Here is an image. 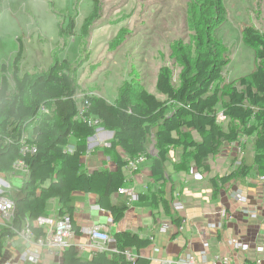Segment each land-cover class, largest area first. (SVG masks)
I'll return each mask as SVG.
<instances>
[{
  "label": "trees",
  "instance_id": "16d2710c",
  "mask_svg": "<svg viewBox=\"0 0 264 264\" xmlns=\"http://www.w3.org/2000/svg\"><path fill=\"white\" fill-rule=\"evenodd\" d=\"M91 1L92 11L80 30L83 41L90 38L100 17V1ZM189 12L195 34L189 44L176 42L173 46V57L181 67L176 83L171 68L159 71L156 88L162 99L150 94L134 78L119 88L113 103L89 93H82L80 99L77 68L67 60L57 59V55L47 70L21 75L20 49L14 62L12 85L3 67L0 176H13L18 162L23 163L25 172H17L16 178L21 180L12 182L6 193L15 212L11 226L0 231V259L3 240L13 237L15 232L28 228L37 236L43 234L35 225L39 217L72 218L70 205L76 192L96 195L98 206L109 211L115 223L121 221L129 206L116 201L115 196L125 186L126 167L141 156L146 157L151 169L152 183L145 194L139 195V200L149 202L154 217L169 221L175 228L181 227L183 218L171 208L173 199L167 198L168 184L173 197L176 196L174 175L189 174L193 168L210 172L205 162L244 136L253 141V155L248 156L246 145L243 146L244 154L231 160L229 173L209 178L212 199L217 200L222 188L233 181L264 175V31L253 26L242 31L244 43L255 51L256 65L249 75L227 82L223 76L228 64L227 51L215 36L226 17L223 0H191ZM74 27L73 19L66 28L61 25V36H75ZM122 35L114 39L112 46L121 43ZM85 103L89 117L100 122L98 126L79 118ZM220 111L226 115V123L217 122ZM99 128L113 134L106 152L116 170L101 169L89 174L83 169L82 158L88 152V139ZM29 131L32 136L28 143L35 151L23 155L22 139ZM117 148L125 152L124 159L113 156ZM172 150L180 151L178 161L173 163ZM53 201L58 204L56 213L51 211ZM114 240L118 252L111 257L98 252L91 260H85L69 246L62 254V264H150L140 257L128 258L129 251L150 247V238L121 232Z\"/></svg>",
  "mask_w": 264,
  "mask_h": 264
},
{
  "label": "rangeland",
  "instance_id": "374dc122",
  "mask_svg": "<svg viewBox=\"0 0 264 264\" xmlns=\"http://www.w3.org/2000/svg\"><path fill=\"white\" fill-rule=\"evenodd\" d=\"M99 1V20L93 25L90 38L83 41L80 30L92 11L91 0H3L0 84L3 67L13 84L15 58L22 49L21 75L47 70L56 55L57 59L67 60L76 67L80 99L82 93H89L114 100L119 88L132 78L162 99L156 88L159 71L163 67L171 68L176 83L181 67L173 57V46L176 42L189 44L195 34L189 22L191 0ZM223 5L226 17L215 30V36L227 51L224 79L233 82L255 68V51L244 43L242 31L251 26L264 31V0H223ZM70 19L75 23V36L66 39L60 34V26L66 28ZM120 33L121 43L112 46ZM241 139L246 147L249 141L252 149L251 139L245 136ZM229 145L232 144L225 147ZM246 152L253 155L247 148Z\"/></svg>",
  "mask_w": 264,
  "mask_h": 264
},
{
  "label": "crops",
  "instance_id": "0c3cea01",
  "mask_svg": "<svg viewBox=\"0 0 264 264\" xmlns=\"http://www.w3.org/2000/svg\"><path fill=\"white\" fill-rule=\"evenodd\" d=\"M115 100L116 98L107 101L113 103ZM27 135L31 137L32 132L29 131ZM112 137L111 132L99 128L95 136L88 139V152L82 158L86 173L101 169L116 170L115 162L106 152V149L110 148ZM248 144L249 141L246 148L251 153L253 146L249 149ZM232 149L229 146L224 147L221 154L205 162L210 167V172L193 168L189 174L174 175L177 184L176 196L173 197L171 184L167 185V198L183 206L178 212L175 211L183 218L180 227L182 230L172 225L166 233H161L160 228L169 221L160 217L155 218L151 204L139 200V195L145 194L148 184L152 183L151 169L146 160L135 172L125 169L123 188L132 189L138 198L129 201L126 196L119 193L115 196L116 201H123L129 206L124 218L118 223L113 221L109 211L98 206L96 195L81 192L73 194L70 206L73 208L74 235L69 246H73L78 255L85 260H91L98 252H105L111 257L118 252L115 235L130 232L138 234L143 239L152 240V245L148 248L129 251L134 260L140 257L148 260L150 264H161L160 261L163 259H176L189 253L199 258L203 242L207 241L210 244V259L216 256L231 257L232 264L254 263L259 257L255 247L264 244V189L260 176L255 174L227 184L222 188L217 200L212 199L213 192L209 185L211 176H224L229 173L231 159L235 157L234 151L230 154ZM151 153L156 154L153 146ZM114 155L125 158V152L121 148H117ZM179 155L180 151H171L172 163L178 161ZM23 173L24 171H21V174ZM17 176L19 175L16 173L14 176H0V179L11 185L12 182L18 183L21 180L16 178ZM237 195L245 198L247 202L239 204L236 200ZM50 205L51 211L56 213L57 202L53 201ZM253 214L256 217H253ZM211 225H217V228L211 229ZM95 227L108 234L112 242L104 243L92 239L89 231ZM3 229V225L0 224V231ZM231 238H239L249 243L251 250L248 253H235L228 243ZM3 247L0 264L10 261L16 264H29L26 255L30 246L17 235L5 238ZM40 254L41 260L38 264H62V255H49L46 249L40 250Z\"/></svg>",
  "mask_w": 264,
  "mask_h": 264
},
{
  "label": "built area",
  "instance_id": "2783aa9c",
  "mask_svg": "<svg viewBox=\"0 0 264 264\" xmlns=\"http://www.w3.org/2000/svg\"><path fill=\"white\" fill-rule=\"evenodd\" d=\"M88 103H85L79 110V117L85 121H88L89 124L98 126L99 121L89 117L87 114L86 106ZM217 122L223 123L227 121V117L220 112L217 116ZM29 136H25L22 139L23 145L21 149V153L25 155L28 152L33 153L35 148L33 145L29 144L30 141ZM244 139H241L239 142H235L232 145H229L230 149L233 148L230 154L234 151L233 158H238L243 155V144ZM146 162V157L141 156L129 163L126 167L127 170L131 172H135L138 170L139 166ZM237 164H240L238 161ZM13 176L19 172L24 171L25 167L22 162H18L14 167ZM260 181L263 184L264 189V175L259 177ZM2 183V184H1ZM11 185L0 179V224L3 225V228H8L11 225L12 219L14 217L15 205L13 201L6 195V193L10 190ZM118 193L120 195L126 196L129 201L136 200L138 196L134 193L132 189L121 188ZM236 200L239 204H245L247 201L242 196L237 195ZM174 211L178 212L183 206L179 202H175L172 205ZM248 213V212H247ZM256 217V215H252ZM35 225L42 229L43 234L37 236L33 231L28 228H25L21 231L15 232L18 237H20L27 245L30 246L26 260L29 264H38L41 260L40 250L46 249L49 255H62L64 250L69 247V243L71 238L74 235V227L72 218L69 215H64L60 218L55 217H39ZM172 226L170 222L164 224L160 228L161 233H166L169 228ZM217 225H211V229H216ZM182 230V228H180ZM14 231V230H13ZM92 239L100 240L104 243L112 242V238L106 234L101 232L99 227H95L89 231ZM229 246L235 253H248L251 250V246L249 243L242 241L239 238H231L229 241ZM33 247V249H31ZM210 244L207 241L203 242V250L200 252L199 258H196L193 254H183L180 255L176 259H163L160 261L161 264H232L231 257H219L216 256L213 259L209 257ZM255 251L258 254V258L251 264H264V244L257 245L255 247ZM131 260L134 259L132 255H129ZM4 264H16L13 262H6Z\"/></svg>",
  "mask_w": 264,
  "mask_h": 264
}]
</instances>
